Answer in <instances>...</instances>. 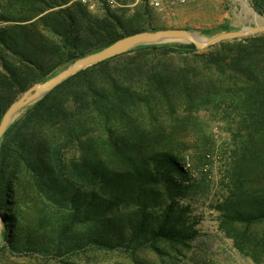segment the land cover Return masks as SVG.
I'll use <instances>...</instances> for the list:
<instances>
[{"label": "trees", "instance_id": "obj_1", "mask_svg": "<svg viewBox=\"0 0 264 264\" xmlns=\"http://www.w3.org/2000/svg\"><path fill=\"white\" fill-rule=\"evenodd\" d=\"M252 5L264 13V0ZM1 7L0 120L33 83L146 30L140 15L97 17L80 0H3ZM224 104L251 108L252 125L264 128V32L203 50L146 44L91 65L27 107L1 136L0 210L5 194L15 196L8 181L61 209L65 221L46 247L40 227L24 235L30 252L54 257L94 248L137 251L157 241L184 245L197 229L189 205L180 203L190 170L175 150L179 143L153 137L162 129L137 135L128 129H139L145 110ZM220 207L223 224L264 220V199L244 192ZM9 212L1 213L0 236L16 249L17 216Z\"/></svg>", "mask_w": 264, "mask_h": 264}, {"label": "rangeland", "instance_id": "obj_2", "mask_svg": "<svg viewBox=\"0 0 264 264\" xmlns=\"http://www.w3.org/2000/svg\"><path fill=\"white\" fill-rule=\"evenodd\" d=\"M1 3L3 0L0 13ZM83 4L97 17L108 11L125 19H137L140 15L138 23L146 30L181 28L206 38L264 24V13L255 10L252 0H162L159 7L149 0H85ZM160 44L185 42L172 39ZM143 113L145 117L136 122L139 129H128L129 132L137 135L162 129L160 136L153 134V137L177 141L179 146L175 150L183 157L181 163L190 170L188 193L180 203L189 205L192 222H196L194 239L184 245L157 241L137 251L94 248L55 257L30 252L25 247L24 235L34 226L40 227L38 240L41 247H46L51 230L64 223V212L28 192L22 183L16 185L6 178L15 196L4 195L0 215L10 213L11 209L15 213L17 238L11 242L16 247L12 249L8 238L0 236V264H264V220L249 225L223 224L220 207L239 192L264 199V128L259 130L252 125L256 112L224 104L183 106L173 111L160 108L152 115L146 110ZM1 221L0 227L4 229L6 222L2 215Z\"/></svg>", "mask_w": 264, "mask_h": 264}, {"label": "water", "instance_id": "obj_3", "mask_svg": "<svg viewBox=\"0 0 264 264\" xmlns=\"http://www.w3.org/2000/svg\"><path fill=\"white\" fill-rule=\"evenodd\" d=\"M263 32L264 24H257L255 26L244 27L238 31L223 32L208 38L199 36L193 32L181 28L142 30L126 35L115 40L100 50L77 58L74 60V62L53 76L43 81L33 83L29 88L17 96V98L8 106L1 117L0 138L22 110L42 99L47 93L64 82L66 79L91 65L127 52L136 46L146 44H160L172 39H180L185 43H191L195 45L198 49H207L216 43L254 36ZM1 223L2 221L0 215V226Z\"/></svg>", "mask_w": 264, "mask_h": 264}, {"label": "built area", "instance_id": "obj_4", "mask_svg": "<svg viewBox=\"0 0 264 264\" xmlns=\"http://www.w3.org/2000/svg\"><path fill=\"white\" fill-rule=\"evenodd\" d=\"M149 1H150L151 4H153L154 6L159 7V6H160V2H161L162 0H149ZM181 1H185V0H181ZM81 2L83 3V2H85V0H81Z\"/></svg>", "mask_w": 264, "mask_h": 264}]
</instances>
